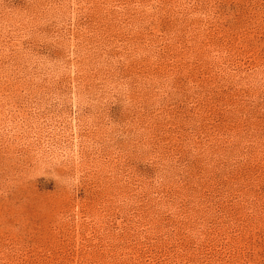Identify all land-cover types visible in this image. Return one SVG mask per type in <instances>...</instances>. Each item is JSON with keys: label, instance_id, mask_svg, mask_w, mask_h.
Listing matches in <instances>:
<instances>
[{"label": "rangeland", "instance_id": "rangeland-1", "mask_svg": "<svg viewBox=\"0 0 264 264\" xmlns=\"http://www.w3.org/2000/svg\"><path fill=\"white\" fill-rule=\"evenodd\" d=\"M0 264H264V0H0Z\"/></svg>", "mask_w": 264, "mask_h": 264}]
</instances>
